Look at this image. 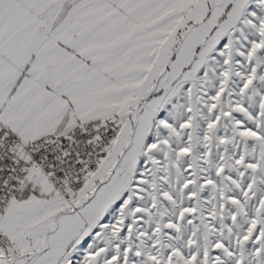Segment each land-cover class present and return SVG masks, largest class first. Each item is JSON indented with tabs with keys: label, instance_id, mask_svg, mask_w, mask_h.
I'll return each mask as SVG.
<instances>
[{
	"label": "snow or ice",
	"instance_id": "1",
	"mask_svg": "<svg viewBox=\"0 0 264 264\" xmlns=\"http://www.w3.org/2000/svg\"><path fill=\"white\" fill-rule=\"evenodd\" d=\"M0 264H264V0H0Z\"/></svg>",
	"mask_w": 264,
	"mask_h": 264
}]
</instances>
